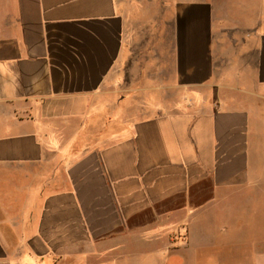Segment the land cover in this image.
Returning a JSON list of instances; mask_svg holds the SVG:
<instances>
[{
    "label": "crops",
    "instance_id": "1",
    "mask_svg": "<svg viewBox=\"0 0 264 264\" xmlns=\"http://www.w3.org/2000/svg\"><path fill=\"white\" fill-rule=\"evenodd\" d=\"M220 242L264 264V0H0V264Z\"/></svg>",
    "mask_w": 264,
    "mask_h": 264
},
{
    "label": "rangeland",
    "instance_id": "2",
    "mask_svg": "<svg viewBox=\"0 0 264 264\" xmlns=\"http://www.w3.org/2000/svg\"><path fill=\"white\" fill-rule=\"evenodd\" d=\"M245 249L249 254L254 247L242 246L237 252L231 248L232 252H230L229 247L222 242L201 246L194 253L187 250L184 253H177L174 264H239L241 261L243 262Z\"/></svg>",
    "mask_w": 264,
    "mask_h": 264
},
{
    "label": "trees",
    "instance_id": "3",
    "mask_svg": "<svg viewBox=\"0 0 264 264\" xmlns=\"http://www.w3.org/2000/svg\"><path fill=\"white\" fill-rule=\"evenodd\" d=\"M202 185L203 184H201V186H198L199 188L198 187L196 188V186H195V188H193L191 190L192 194H191L190 200L194 204H200V203L204 202L205 200L208 199V196L211 194V192H209V193H207L208 196H199L197 193L200 190H198V189H201ZM185 202H186V198H182V199H179L177 202H174L173 204L170 203L169 206H167V207H168V209L176 208V207L184 205Z\"/></svg>",
    "mask_w": 264,
    "mask_h": 264
}]
</instances>
